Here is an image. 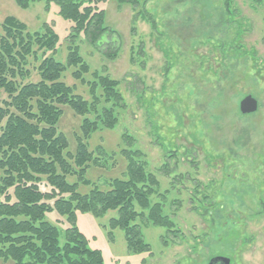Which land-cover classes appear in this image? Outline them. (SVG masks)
Segmentation results:
<instances>
[{
	"label": "rangeland",
	"instance_id": "374dc122",
	"mask_svg": "<svg viewBox=\"0 0 264 264\" xmlns=\"http://www.w3.org/2000/svg\"><path fill=\"white\" fill-rule=\"evenodd\" d=\"M239 6L247 16L244 43L259 59L222 50L220 43H232L235 29L224 20L220 0H149L157 30L137 16L142 5L108 0L100 7L113 32L97 46L84 36L77 39L92 71L120 80L125 104L117 110L116 126L96 131L88 141L96 155L98 146L107 151L102 165L88 167L87 183L78 175H69V182H78L81 193L94 185L108 189L112 179L127 176L129 160L121 150H140L138 159L160 181L152 201L162 202L181 231L168 236L164 227L138 220L151 253H133L122 229L113 230L110 239L116 211L103 217L78 213L77 225L89 246L103 252L105 264H209L216 256L230 264H264V6L254 9L242 0ZM7 16L25 22L31 32L53 24L60 35L56 58L65 60L70 24L56 5L46 9L45 2H36L25 9L15 0H0V24ZM69 71L65 81L86 94L87 86ZM38 79L34 72L32 80ZM247 95L259 102L252 114L240 111ZM63 108L59 128L75 152L82 118ZM124 134L133 138L130 144ZM47 218L68 226L55 212Z\"/></svg>",
	"mask_w": 264,
	"mask_h": 264
},
{
	"label": "trees",
	"instance_id": "16d2710c",
	"mask_svg": "<svg viewBox=\"0 0 264 264\" xmlns=\"http://www.w3.org/2000/svg\"><path fill=\"white\" fill-rule=\"evenodd\" d=\"M15 1L25 9L36 2H45L46 9L56 5L59 16L70 24V32L67 56L60 61L56 58L60 35L53 24L44 22V32L29 31L15 16H7L0 24V260L12 264H105L103 252L89 246L88 237L77 225L78 213L103 217L116 211L117 216L109 220L110 239H114L113 230L122 229L133 253H151L138 220L162 226L166 235L179 237L181 231L175 229L176 223L164 212L162 202L152 201L160 181L138 159L140 150H121L129 160L127 176L112 179L108 189L94 185L88 193H81L78 182L68 180L69 175H78L87 183L88 167L102 165L107 151L98 146L96 155L88 141L98 130L113 129L118 123L117 110L125 104L120 80L92 71L77 42L84 36L97 46L113 32L100 7L108 0ZM115 1L134 8L142 5L137 16L157 30L155 18L146 8L149 0ZM220 1L224 20L235 29L232 43H220L222 50L235 49L259 59L254 48L244 43L247 16L239 0ZM242 1L254 9L264 6V0ZM32 62L37 66L32 67ZM69 69L74 79L87 86L86 94L65 81ZM34 72L37 81L32 80ZM2 93L6 98H1ZM64 106L82 118L75 152L69 150L68 138L59 128ZM122 138L129 144L133 140L128 134ZM163 168L171 172L168 165ZM159 196L166 199L164 194ZM50 212L64 217L68 226L50 221ZM56 221L63 222L60 218Z\"/></svg>",
	"mask_w": 264,
	"mask_h": 264
},
{
	"label": "water",
	"instance_id": "95a60500",
	"mask_svg": "<svg viewBox=\"0 0 264 264\" xmlns=\"http://www.w3.org/2000/svg\"><path fill=\"white\" fill-rule=\"evenodd\" d=\"M258 107L259 102L252 95H247L240 102V111L243 114H252L258 110ZM214 262H220L221 264H230V259L223 256H216L211 259L209 264H213Z\"/></svg>",
	"mask_w": 264,
	"mask_h": 264
},
{
	"label": "flooded vegetation",
	"instance_id": "af4514ba",
	"mask_svg": "<svg viewBox=\"0 0 264 264\" xmlns=\"http://www.w3.org/2000/svg\"><path fill=\"white\" fill-rule=\"evenodd\" d=\"M213 264H221L220 262H214Z\"/></svg>",
	"mask_w": 264,
	"mask_h": 264
}]
</instances>
